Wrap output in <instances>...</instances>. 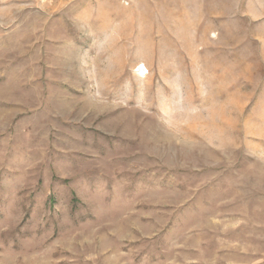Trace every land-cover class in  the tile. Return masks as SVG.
<instances>
[{"label": "rangeland", "instance_id": "rangeland-1", "mask_svg": "<svg viewBox=\"0 0 264 264\" xmlns=\"http://www.w3.org/2000/svg\"><path fill=\"white\" fill-rule=\"evenodd\" d=\"M0 264H264V0H0Z\"/></svg>", "mask_w": 264, "mask_h": 264}]
</instances>
